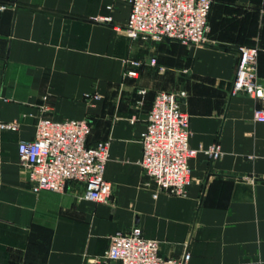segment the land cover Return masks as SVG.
<instances>
[{"label": "crops", "instance_id": "0c3cea01", "mask_svg": "<svg viewBox=\"0 0 264 264\" xmlns=\"http://www.w3.org/2000/svg\"><path fill=\"white\" fill-rule=\"evenodd\" d=\"M0 264H116L104 253L110 235L142 228L160 254L191 253L189 264H264V101L233 95L241 45L260 49L264 82V0H214L206 42L130 37L129 0H0ZM156 58V64L151 59ZM140 60L138 76L126 62ZM159 91L186 93L190 145L218 141L222 155L189 158L185 196L159 189L139 161L140 134ZM86 93L101 97L90 105ZM44 115L90 121V143L109 139V202L31 190L18 144L35 137ZM134 119V120H133ZM157 193V197H154Z\"/></svg>", "mask_w": 264, "mask_h": 264}, {"label": "built area", "instance_id": "2783aa9c", "mask_svg": "<svg viewBox=\"0 0 264 264\" xmlns=\"http://www.w3.org/2000/svg\"><path fill=\"white\" fill-rule=\"evenodd\" d=\"M131 10L126 31L130 37L170 39L186 45L206 42L208 18L214 0H129ZM6 5H1L4 10ZM232 82L233 95L247 93L264 101V82L258 75L260 49L241 45ZM156 58L151 59L156 64ZM140 60L126 62L125 76L137 77ZM186 93L159 91L148 113L146 128L140 134L142 156L139 161L149 181L159 189L176 196H185L192 184L189 158L199 151L211 160L222 155L220 142L194 149L190 145V115L183 110ZM98 93H86L90 105L100 99ZM255 121H264V107L253 113ZM134 120V119H133ZM19 121L2 122V130H18ZM92 126L88 119L54 120L41 115L37 119L35 137L18 144L19 163L28 171L31 190L39 193L50 190L62 193L68 183L84 185L82 197L95 203L109 202L113 184L105 178L110 158L109 139L90 143ZM157 197V193H154ZM107 262L116 264H189L191 253L178 257L160 254V242L148 238L139 226L130 231L118 230L110 235L104 253Z\"/></svg>", "mask_w": 264, "mask_h": 264}]
</instances>
